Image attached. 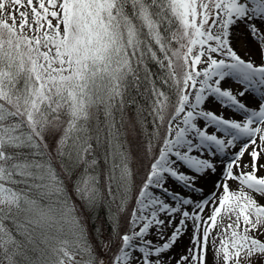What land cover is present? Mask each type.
<instances>
[{
	"label": "snow or ice",
	"instance_id": "6c2138e0",
	"mask_svg": "<svg viewBox=\"0 0 264 264\" xmlns=\"http://www.w3.org/2000/svg\"><path fill=\"white\" fill-rule=\"evenodd\" d=\"M0 264H264V0H0Z\"/></svg>",
	"mask_w": 264,
	"mask_h": 264
},
{
	"label": "trees",
	"instance_id": "16d2710c",
	"mask_svg": "<svg viewBox=\"0 0 264 264\" xmlns=\"http://www.w3.org/2000/svg\"><path fill=\"white\" fill-rule=\"evenodd\" d=\"M131 150H135V142L129 144ZM106 217V210L103 206L97 209V214L94 215L89 222L90 231L93 234V238L99 242L100 240H107L110 235L109 223ZM99 227L100 233L97 234L95 229Z\"/></svg>",
	"mask_w": 264,
	"mask_h": 264
},
{
	"label": "rangeland",
	"instance_id": "374dc122",
	"mask_svg": "<svg viewBox=\"0 0 264 264\" xmlns=\"http://www.w3.org/2000/svg\"><path fill=\"white\" fill-rule=\"evenodd\" d=\"M187 241H185V243H186Z\"/></svg>",
	"mask_w": 264,
	"mask_h": 264
}]
</instances>
